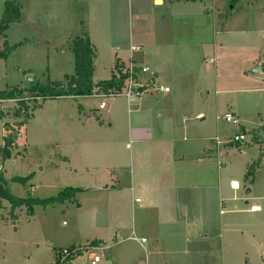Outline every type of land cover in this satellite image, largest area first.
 Segmentation results:
<instances>
[{"label": "crops", "instance_id": "1", "mask_svg": "<svg viewBox=\"0 0 264 264\" xmlns=\"http://www.w3.org/2000/svg\"><path fill=\"white\" fill-rule=\"evenodd\" d=\"M77 1L82 0H57V4L59 6L64 4L67 9L63 10L62 14L65 12L68 14V9L72 4H77ZM133 1L95 0L85 10L87 14H92L94 10L98 24L94 26L96 31L105 32L107 40L111 37L120 39L114 42L112 39L113 43L105 45L113 63L107 76L98 75L95 61L102 43L94 40L92 29H89L88 17L76 20L75 23L78 22L81 26L80 34L87 33L90 42L96 48L93 58V79L94 81L109 79L119 70L115 69L116 64L121 67L130 60H135L151 66L171 90L168 93H146L132 99L127 98L128 107L129 105L132 107L127 110L132 112L126 110L125 113L123 110L122 116L118 102L112 104L109 102L108 105L106 103L105 107L100 108L99 104L102 100L98 108L79 103L71 113L66 114L70 120L68 127L72 130L75 125V128L84 130L92 126L103 129L106 117L99 113V109L107 108L105 112L107 123L104 124L106 129L113 128L111 118L115 119L116 116L118 121L116 129L109 130L115 133L107 137L105 141L109 147L110 159L105 161L104 153L101 155L98 161L99 166L96 167L97 174L86 177L90 183L66 185L82 188L68 203L74 204L78 210L83 212L82 198L84 195L85 197L92 195L86 205L91 228L93 231L101 229L109 231L108 238L116 240L114 245H117L112 255L110 253L109 256V252L105 254L103 264H128L132 261L140 263L141 254H138L134 248L122 246L123 244L119 246L120 243L133 239L129 238L130 236L138 238L135 240L146 255L149 257L150 254L160 264H227L225 253L231 228L229 218H223V215L230 209L227 205L228 199L223 194L227 181L233 189H239L240 182L229 177L230 165L229 168L225 166L226 156L235 153L256 154L255 157L253 154L246 157L242 167L243 180L241 182L245 187L250 186L249 191L246 190V192H252L256 179L253 175L246 176V172L248 166L258 158V167L264 164V148H262L264 143L259 145L257 150H252L246 141L245 143L235 142L237 146L232 147L233 142L229 141L230 138L226 139L220 133H216L211 138L203 137L202 134L208 132L204 125L208 115V106L198 102L174 104L166 100L161 101V97H167V94L174 91L176 95L174 97L177 100L181 97L210 94L214 91L218 96H222L223 103L228 102L234 106L228 111L239 117L242 127L240 131L248 136L250 131L259 128L254 127L250 121L251 117L258 115H246L236 96L231 94L264 91V87L258 85L264 83V79L259 76L262 74L261 66H264V62L253 57L240 58L241 66L234 79L238 87L230 86L225 77L221 79L218 70L228 58L224 52L227 47H231L226 46L231 42L229 39L238 38L242 45L237 48L246 50L249 45L250 48L259 49L262 47L260 43L264 42L263 31L259 39L256 38L255 43L244 45V38L249 37L247 35L249 31L244 30L245 20L235 25L232 18L237 11L243 13L247 9L243 7V3H239L241 2L239 0L230 7L229 13L224 7L217 5L214 0H152L151 6L141 8L142 13L139 12L138 6L140 5L137 2L136 8L133 5L135 14L131 7ZM42 3L37 0V5L35 4L33 8L31 3V7L36 11ZM49 3H56V0H50ZM250 3L256 5L257 0H250ZM125 11L126 14H124ZM36 14H38L37 11ZM124 15H126L129 27L127 35L124 34ZM241 24L243 27L240 26ZM139 31L142 32L139 33ZM67 40L70 42L68 51H72V37L68 35ZM47 42L52 43L50 37ZM134 45L140 46V51H133L131 46ZM198 55L201 71L197 68ZM189 63L196 65L193 66L194 68L189 67ZM65 74L68 72H65L63 76ZM96 94L97 92L89 96L71 97H99ZM118 96L109 98L113 99ZM168 99L171 100V98ZM223 103L219 101V104ZM131 113H134L133 118H131ZM262 132L264 128L263 131L258 129L256 134L249 136L259 141ZM125 134L131 145L125 141V138L121 140V136ZM3 142L4 140L2 145ZM126 146L130 147L129 154H125ZM213 155L217 159L216 164L212 161ZM89 164L95 171L92 162ZM83 167L87 174L91 175L89 167L87 165ZM209 172L212 176L205 178ZM107 173L112 174L110 180H102L107 177ZM126 174H128V180ZM213 177H216L215 183ZM90 191L94 194H90ZM98 194L104 195L102 199L104 201L98 198ZM263 197L264 195L257 193L246 200L247 204L252 200L248 208L249 212H257L261 209L257 201ZM6 203V207L10 206L7 200ZM101 207H103L106 220L103 226L99 223ZM34 216L35 207L34 214L29 217ZM141 224H145L149 237L136 235L137 227H141ZM140 238H146V241L141 242ZM93 239L100 241L101 249L97 251H105L112 246L107 243L105 237L96 236L89 241ZM148 242L150 244L146 248L145 245ZM70 245L80 244L70 243L67 246ZM50 247L53 250V260L42 264L55 262L56 252L54 255V250L57 246L50 245ZM161 253L167 256L160 257ZM168 256L171 258L169 259ZM79 258L78 256L73 264H77L76 261Z\"/></svg>", "mask_w": 264, "mask_h": 264}, {"label": "rangeland", "instance_id": "2", "mask_svg": "<svg viewBox=\"0 0 264 264\" xmlns=\"http://www.w3.org/2000/svg\"><path fill=\"white\" fill-rule=\"evenodd\" d=\"M4 1L0 0V15L4 8ZM38 1L43 3L36 9L38 13L36 14L33 8L35 4L37 5V0H18L21 5L20 18L9 25L6 30V37H0V50L4 49L5 40L10 45L19 43V46L6 59L0 60V90L4 88L6 90L13 89L16 96L15 98L0 99V146L4 140L2 137L4 138L7 134L14 135L13 144L10 148L11 156L4 161L0 159V169H2L0 173L5 178L4 186L7 190L16 196L24 198H49L57 195L68 184L90 183L86 177L97 174L96 167L99 166L98 161L101 155L104 153L105 161L110 159L108 154L109 147L105 141H107V137H111L115 133L109 130L116 129L118 123L116 116L115 119L111 118L113 128L106 129L104 124L107 123V116H105L107 108L99 109V113L106 117L103 129L92 126L88 130H84L83 128H75V125L73 126V131L68 127L70 126L68 124L70 120L66 114L71 113L79 103L92 108H98L101 100L105 101L107 105L109 102L111 104L118 102L121 116L123 110L126 113L128 108H132L131 105L128 107L125 95H119L113 98L114 100L109 97L74 98L71 96L43 100L41 97L32 95L29 91L31 84H43L48 80L63 79L65 72H68V74L73 72L74 56L71 50L68 51L70 39L67 40V38L68 35L72 39L80 35L79 28L81 26L78 25V22L75 23L76 20L79 21L88 17L89 29H92L94 40L97 43H102L100 44L101 48L97 52L95 61L98 75L101 77L107 76L113 66L112 57L107 52L105 45L108 43L110 45L112 39L113 42L120 40L113 37L107 40L105 32L95 30L94 26L98 24L96 23L94 10H92V14L85 12L86 8L90 7V3L95 0L77 1V4H72L70 9H68V14L66 12L62 14L63 10L65 11L67 7L64 4H60L61 6H59L57 0L56 3L51 4L49 3L50 0ZM239 1L247 9L243 13H239L236 10L237 12L232 17L233 22L236 23L235 25H238L239 21L245 20L244 30L249 31L247 33L249 37L248 39L244 38V45L253 44L256 38L259 39L262 31L264 36V0H257L256 5L251 4L250 0ZM137 2L140 5L138 6L140 13H142L141 8L152 5V0H134L131 3V7L133 8V5H135L136 8ZM214 2L224 7L228 13L230 12V7L235 4L232 0H214ZM248 2L249 4H246ZM31 3L33 8L31 7ZM87 4L88 6H85ZM135 8L132 9L134 14L136 12ZM126 11L124 14H126ZM247 19L249 20L247 21ZM127 23L126 15H124V26L126 28H124V34L126 35L129 33ZM240 26L243 27L242 24ZM83 30H86V28H83ZM141 32L139 31V33ZM49 37L52 43L47 42ZM229 40L231 42L226 46L231 47H227V51L225 50L224 52L228 58L219 67L218 71L221 79L225 77L228 79L230 86L238 87L234 79H236L239 67L241 66L240 58L244 56L253 57L254 59H261L264 62V42L260 43L262 47H259V49L250 48L248 45L245 50L237 48L239 45H242L238 38H231ZM59 46L61 48H58ZM199 55L197 57V68L201 71ZM194 65L196 64H188L189 67H193ZM149 67L152 68L151 66ZM261 73L259 76L264 79V66H261ZM258 85L264 87V83ZM231 95L236 96L246 115L259 116L251 117L250 121L254 127H259L258 129L263 131L264 91L233 93ZM174 96L176 95L172 91L167 94V97H161V101L166 100L167 102L180 105L198 102L209 107L207 119L204 121L208 132L202 134L203 137L211 138L216 133H220L226 139H229L235 132L242 130L240 122L234 124L222 118V115L226 111L232 110L234 106L228 102L223 103L222 96H218L214 91H211L210 94L190 95L191 98L181 97L177 100ZM168 98H171V100ZM219 101H222L223 104H219ZM21 102L24 103V108L21 106ZM248 105L249 107H247ZM34 107L36 108L33 110ZM127 111L130 112L131 110ZM133 116L134 113H131V118ZM258 129L250 131L249 135L256 134ZM108 131L110 132L109 134L107 133ZM249 135L243 142L245 143L246 141L252 150H257L259 145H263L264 132H262L259 141H255ZM124 138L126 142H129L126 134L125 136H121V140L123 141ZM202 142L204 143L205 141L202 140ZM129 144L131 145V142ZM231 146L236 147L237 144L233 142ZM129 150L130 147L126 146L125 154H129ZM252 154L242 155L235 153L226 156L227 164L225 166L229 168L230 165L229 177L237 179L240 182V188L233 189L230 186V182L227 181L225 184L226 190L223 194L228 199L227 205L228 209H230L229 212L223 215V218H229L231 228V235L225 253L227 264H264V197L257 201L261 205V209L257 212H249L248 210L252 200H250L249 204L246 203V200L251 198L252 195H256L257 193L264 195V164L254 167L253 176H255L256 185L253 186L252 192H246L250 186L245 187L241 182L243 180V160ZM213 156L212 161L216 164L217 159L215 155ZM89 162H92L95 171L91 169ZM85 165L89 167L91 175L87 174L86 169L83 167ZM106 175L107 177H104L102 180L106 181L108 179L109 181L112 174L107 173ZM205 175L207 174L205 173ZM210 176H212L211 172L205 178H210ZM16 177H23V180L15 181L14 178ZM126 178L128 180V174H126ZM215 178L213 177L214 183L216 181ZM89 193L94 194L91 191ZM98 195L100 200L104 198L103 194ZM91 197L92 195H87L86 197L84 195L82 198L84 203L83 212L78 210L74 204L68 203V201L63 202V204L56 202L46 206L35 205V216L33 218H30L26 214L25 206L16 207L12 215L9 212L10 206L6 207V199L4 200L0 197V207H2L0 208V263H48L53 260V250H51L50 245L57 246L56 250L60 246H67L70 243L82 245L86 241H89V239L99 236L105 237L107 243L113 246L105 251H96L97 255H99V260L96 264H103L105 254L109 252V256L110 253L112 255L117 245H114L116 240L108 238L109 231L106 232L107 230L105 229L92 230L89 213L86 212V205H88ZM100 209L99 223L103 226L106 220L104 218L103 207ZM140 226L137 227L138 231H136V235L138 237L142 235L149 237L148 231L145 230V224H141ZM121 244H123L122 246H131L138 254H141L139 256V258H142L140 259V263L132 261L128 264H160L150 254L148 257L135 239L124 241L119 246ZM149 244L150 242L145 247L147 248ZM55 250L54 255L57 251ZM159 255L162 257L165 253ZM79 257L76 261L77 264H91L88 252ZM168 258L170 259L171 257L168 256Z\"/></svg>", "mask_w": 264, "mask_h": 264}, {"label": "trees", "instance_id": "3", "mask_svg": "<svg viewBox=\"0 0 264 264\" xmlns=\"http://www.w3.org/2000/svg\"><path fill=\"white\" fill-rule=\"evenodd\" d=\"M238 0H232L235 2ZM21 7L18 0H5L4 8L0 16V37H6V30L9 25L14 23L20 18ZM4 49L0 50V59H6L8 55L17 47L19 43L10 45L7 41H4ZM71 48L74 55V69L72 74H65L63 79L48 80L43 84H31L29 91L35 97H41V99L63 97V96H89L95 92L103 91L109 93L110 91L119 90L122 86L123 79L116 76L113 73L109 79H101L94 81L93 79V58L95 56L96 48L90 42L87 33H82L75 36L71 42ZM119 65H115V69H119ZM14 90H0V99L15 98ZM24 103L21 102V106L24 108ZM38 107V106H36ZM34 107L33 110L36 108ZM12 134L4 136L3 145L0 147V159L4 161L11 156V145L13 144ZM259 164V158L254 160L247 169L246 176H252L254 167ZM15 181L23 180V177L14 178ZM5 178L0 173V197L6 199L10 204L9 212L13 215V211L16 207L25 206L26 214L31 216L34 214L35 205L46 206L53 203H63L69 201L76 193L82 190L81 187L66 186L61 189L57 195L49 198H32V197H19L12 194L4 186ZM100 241L98 239L91 240V243L97 244ZM73 246V245H70ZM56 259L53 264H57Z\"/></svg>", "mask_w": 264, "mask_h": 264}, {"label": "built area", "instance_id": "4", "mask_svg": "<svg viewBox=\"0 0 264 264\" xmlns=\"http://www.w3.org/2000/svg\"><path fill=\"white\" fill-rule=\"evenodd\" d=\"M131 49L140 51V46L134 45L131 46ZM116 76L123 79L119 90L110 91L109 93L99 91L96 95L101 98L125 95L128 99H132L146 93H168L171 90L170 86L159 78L158 73L154 69L135 60H130L127 64L121 66L116 72ZM105 104V101L102 100L99 107L103 108ZM222 118L227 122L239 123V118L231 111H226ZM246 138L247 135L240 131L233 134L229 141L243 142ZM129 238L138 240V238L132 236ZM140 240L145 242L146 238H140ZM99 249H101L100 243L93 244L91 241L82 245L59 247L56 251L57 264H73L74 260L85 252L89 253L91 264H94L99 259V255L96 253Z\"/></svg>", "mask_w": 264, "mask_h": 264}, {"label": "water", "instance_id": "5", "mask_svg": "<svg viewBox=\"0 0 264 264\" xmlns=\"http://www.w3.org/2000/svg\"><path fill=\"white\" fill-rule=\"evenodd\" d=\"M247 191H249V190L247 189Z\"/></svg>", "mask_w": 264, "mask_h": 264}, {"label": "bare ground", "instance_id": "6", "mask_svg": "<svg viewBox=\"0 0 264 264\" xmlns=\"http://www.w3.org/2000/svg\"><path fill=\"white\" fill-rule=\"evenodd\" d=\"M234 185H235V183H234Z\"/></svg>", "mask_w": 264, "mask_h": 264}]
</instances>
